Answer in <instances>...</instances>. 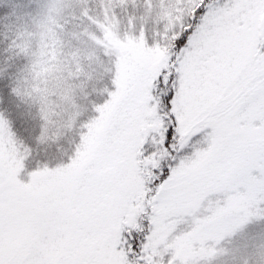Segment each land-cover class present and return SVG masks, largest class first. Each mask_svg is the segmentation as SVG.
<instances>
[{"label":"snow or ice","instance_id":"1","mask_svg":"<svg viewBox=\"0 0 264 264\" xmlns=\"http://www.w3.org/2000/svg\"><path fill=\"white\" fill-rule=\"evenodd\" d=\"M0 264H264V0H0Z\"/></svg>","mask_w":264,"mask_h":264}]
</instances>
